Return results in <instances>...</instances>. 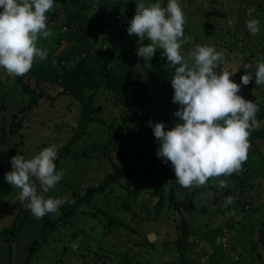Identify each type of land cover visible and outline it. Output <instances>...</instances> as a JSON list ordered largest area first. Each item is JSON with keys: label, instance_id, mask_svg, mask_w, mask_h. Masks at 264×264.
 Masks as SVG:
<instances>
[{"label": "rangeland", "instance_id": "obj_1", "mask_svg": "<svg viewBox=\"0 0 264 264\" xmlns=\"http://www.w3.org/2000/svg\"><path fill=\"white\" fill-rule=\"evenodd\" d=\"M60 1L54 0V9L59 11L57 19L51 18L52 10L46 13L47 26L53 35L47 39L41 37L37 45L46 49L48 54L54 47L55 29L67 30L63 25L65 15ZM127 2L131 13L130 19L124 23H130L136 14V0ZM155 2L157 0L152 3ZM158 2L166 7L168 0ZM179 2L186 16L184 36L189 38L182 45V54L187 58L196 45L212 46L222 52L224 60L217 71L234 73L230 79L237 84H241L245 72H251L252 82L247 86L241 84L238 95L256 103L259 110L264 107V85L257 86L254 79L257 61L264 57V0ZM252 7L256 9L253 16L260 20L257 35L251 34L246 27L250 18L247 10ZM122 23L110 20L99 40L105 43V47L110 40H115L119 59L129 48L137 51L140 44L150 43L147 39L139 41L138 36L129 35L125 29L120 30L121 34ZM67 47L65 40L55 55L67 51ZM162 53V49H157L150 61L144 59L148 73H141V91L132 88L129 96L134 106L133 114L138 111L154 124L162 122L167 131L181 121L174 115L180 106L172 102L171 75L174 69L168 66ZM41 61L36 58L32 68ZM76 62V58L71 61L72 64ZM249 64L252 67L246 69L245 65ZM133 69L138 70L135 66ZM36 77L28 72L24 79L28 87L41 90L47 96L37 97L25 112L22 129L11 134L8 129L12 114L26 107L32 94L16 82V76L0 68V264H211L212 246L205 233L215 227H222L225 232L223 242L227 253L226 259L217 264H264V242L259 239L264 220V142L260 139L251 145L249 151L256 148L257 153L242 164L243 171L210 178L199 187H182L176 180L171 162L154 159L152 153H145L142 168L147 166L156 180L164 185L166 199L160 210L155 206L159 196L153 192L154 186L146 183L149 174L144 172L131 179L125 177L136 191L132 192L120 183L114 184L113 188L108 186L104 193H97L89 202L81 203L70 218L67 213L72 203L66 202L60 207L59 214L48 213V218L54 222L53 227L44 217L37 219L28 210L31 220H24L12 236L2 233L1 229L12 224L25 207L19 201L20 190L5 180V173L12 170L10 160L13 156L19 154L29 159L42 149L56 145V170L62 169L65 174L47 194L52 198L66 197L74 201L76 199L71 198L74 193H78V198L84 195L88 185L103 182L114 167L104 151L109 139L119 136L110 124L121 123L124 115L122 107L115 104L114 96L98 91L92 102L102 112L99 114L102 121L94 120L81 127L83 101L72 94H59L62 87L48 80H42L36 87ZM89 97L88 93L85 100ZM260 122L264 124V119ZM133 143L132 148L131 141L117 142L121 155L117 158L118 151L112 154L118 165L130 150L131 156L136 157L140 147ZM67 149L71 151L66 153ZM11 151L14 152L11 154ZM82 152L86 154L81 156ZM128 164L131 165L132 161ZM219 180H225L227 186L219 188ZM36 184L38 192L41 191L38 181ZM171 195L192 203L195 208L178 207L171 203ZM228 197H232V203H226ZM182 229L189 230L186 240L182 238ZM149 235H153L151 241ZM76 241L77 248L69 247ZM255 244L256 249H253ZM32 245L34 247L29 251ZM183 245L186 252L181 248Z\"/></svg>", "mask_w": 264, "mask_h": 264}, {"label": "clouds", "instance_id": "obj_2", "mask_svg": "<svg viewBox=\"0 0 264 264\" xmlns=\"http://www.w3.org/2000/svg\"><path fill=\"white\" fill-rule=\"evenodd\" d=\"M54 9V0H0V68L9 75L24 76L36 58L47 59V50L38 47L41 37L53 35L47 26L46 13ZM255 7L247 10L248 31L260 33V20L253 16ZM186 16L179 0H168L163 7L160 2L136 0V14L131 19L127 32L135 34L140 44L137 55L150 61L157 49L163 50L168 66L174 69L171 86L174 89L172 102L180 107L174 113L180 118L170 130L162 122L149 126L160 143L157 156L170 161L178 183L184 187L204 186L210 178L230 176L241 172L251 147L250 135L260 127L257 119L259 106L238 95L241 84L252 82L251 72H245L241 84L230 79L234 73L217 71L224 55L214 47L196 45L187 58L182 54V45L188 42L183 26ZM259 55V54H258ZM252 66L245 65L246 69ZM255 83L264 85V57L257 61ZM57 147L51 145L32 158L23 155L11 158L12 170L5 173V180L19 189V201L37 218L48 213L59 214V209L68 198H52L46 194L54 189L64 176L56 170ZM36 181L39 182L38 192ZM219 188L227 186L219 180ZM232 197L226 203H232ZM217 243H221L217 238ZM69 247H78V241Z\"/></svg>", "mask_w": 264, "mask_h": 264}, {"label": "trees", "instance_id": "obj_3", "mask_svg": "<svg viewBox=\"0 0 264 264\" xmlns=\"http://www.w3.org/2000/svg\"><path fill=\"white\" fill-rule=\"evenodd\" d=\"M150 1L154 2V0ZM60 2L62 3V11L65 15L63 25L66 26L67 30L60 31L59 28L55 29L57 31L53 41L54 47L47 55V59L42 60L29 71V73L37 76L36 87L41 85L40 83L42 80H48L62 87L59 94H72L76 99L82 100L81 127H84L86 123H90L94 120L102 121V117L99 115L102 112L98 109L97 105L95 106L93 104L94 101L92 102L94 97L97 98L96 93L98 91L112 94L115 104L122 107L124 114L121 117V123L110 124L111 129L116 131L119 136H115V140L109 139V142L106 143L104 147L106 157L114 163L113 169L106 174L103 182L100 184L88 185L84 195L78 198V196H76L78 193H74V197L71 198L76 200L71 204L67 217L70 218L73 216L81 203L89 202L92 196L97 193H104L108 186L113 188L114 184L120 183L122 186H127L130 191H136L135 188L130 186L131 182L129 180L125 181V177L129 176L131 179L138 177L144 172L149 174L146 183H151V185L154 186L153 192L159 196V200L155 206L160 210L166 199L164 185L159 179L156 180V177L150 173V169L147 168V166L142 168L145 153L150 152L154 155V159L159 158L157 156V151L160 147V143L153 134V128L149 126L151 120L141 116L138 111H136L135 114L131 112L134 106L129 96L132 88L139 90V92L141 91L142 82L139 83L141 79L140 76L143 71L148 73V68L144 63V59L136 54L137 51H132L129 48L126 50L125 54L122 53V59H119L120 54L117 53L119 48L115 40H110L107 47L104 46L105 43L99 41L106 27H109L110 20L120 23L123 22V27L120 28L119 31H123L124 29L127 30L129 23H124V21L127 18L128 20L130 19V5L127 0H61ZM50 13L52 19H57L59 17V11L56 9H53ZM65 40L68 45L67 51L55 55L54 52H56L58 46ZM74 58L77 59V62L72 64L71 61ZM133 66L137 67L138 70L134 71ZM25 76L26 74L24 76H16V82L21 83L24 91H28L32 94V98L26 107L24 106L22 109H18L12 114L9 124L10 127L8 129L11 134H15L22 129L23 122L26 119L25 112L33 106L31 104L36 102L35 100H37V97L47 96V94L45 95L41 90L36 91L35 88L31 89L28 87V83H26L24 79ZM88 93L90 97L85 100V96L88 95ZM256 115L259 121L264 119V107H262ZM130 121L132 123H130ZM151 123L154 124L152 121ZM117 129H121V131L119 132ZM9 131L8 133H10ZM75 136L73 138H75ZM249 139L251 145H255L259 139L264 142L263 123H260V127L251 133ZM118 141H131L132 148L134 147L133 141L135 144H138L140 149L136 157L134 158L131 156L132 151L130 150L127 153V157L122 159L120 165H118L116 163L117 160L114 159L112 154L114 151H118L116 154L117 158L121 155L116 146ZM70 151V149H67L66 153ZM13 152L14 151H11V154ZM256 153V148L252 149L248 152V158H251ZM80 154L84 156L86 152ZM129 161H132L133 165H127ZM121 180H123L124 183H121ZM1 194L2 191H0V195ZM46 196L51 197L50 194H46ZM169 199L171 203H175L178 207H184L187 210H193L195 208L192 203H187L173 195L169 196ZM28 210L27 207L23 206L21 208V213L19 214L18 212V215L14 218V222L10 225H5V227L1 229L2 233L7 236H12L16 229H18V226L24 224V220H31L28 216ZM44 219H46V223L49 226H54V222L48 218V214L44 216ZM262 224V234L259 235V239L261 242H264V220ZM188 234L189 230L182 229L181 235L183 239L186 240ZM224 236L225 232L222 227L212 228L205 233L206 239L212 246V252L209 255V262L211 264H217L226 259L227 253L223 242ZM217 238H220L221 243H217ZM34 245L30 247L29 251L32 250ZM181 248L186 252L185 245ZM253 249H256V244L253 245ZM125 260L128 262L129 259L126 257ZM172 264L178 263L173 262Z\"/></svg>", "mask_w": 264, "mask_h": 264}, {"label": "water", "instance_id": "obj_4", "mask_svg": "<svg viewBox=\"0 0 264 264\" xmlns=\"http://www.w3.org/2000/svg\"><path fill=\"white\" fill-rule=\"evenodd\" d=\"M152 238H153V235H149V236H148L149 241H151Z\"/></svg>", "mask_w": 264, "mask_h": 264}]
</instances>
